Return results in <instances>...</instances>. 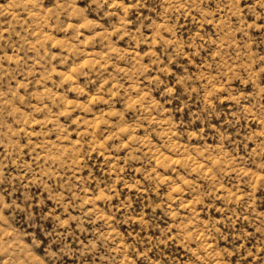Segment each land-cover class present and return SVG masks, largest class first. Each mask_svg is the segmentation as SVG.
<instances>
[{
    "label": "rangeland",
    "instance_id": "1",
    "mask_svg": "<svg viewBox=\"0 0 264 264\" xmlns=\"http://www.w3.org/2000/svg\"><path fill=\"white\" fill-rule=\"evenodd\" d=\"M264 0H0V264H264Z\"/></svg>",
    "mask_w": 264,
    "mask_h": 264
},
{
    "label": "snow or ice",
    "instance_id": "2",
    "mask_svg": "<svg viewBox=\"0 0 264 264\" xmlns=\"http://www.w3.org/2000/svg\"><path fill=\"white\" fill-rule=\"evenodd\" d=\"M258 2H259V0H258ZM260 6L264 7V3H261ZM0 207H2V204H0Z\"/></svg>",
    "mask_w": 264,
    "mask_h": 264
}]
</instances>
